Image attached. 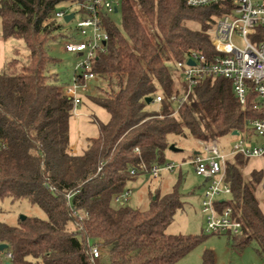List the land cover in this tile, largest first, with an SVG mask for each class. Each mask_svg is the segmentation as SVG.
Wrapping results in <instances>:
<instances>
[{
  "label": "trees",
  "instance_id": "16d2710c",
  "mask_svg": "<svg viewBox=\"0 0 264 264\" xmlns=\"http://www.w3.org/2000/svg\"><path fill=\"white\" fill-rule=\"evenodd\" d=\"M86 1L0 0L3 36L23 39L30 51L26 62L12 58L0 72V203L27 200L47 215L20 217L16 225L0 220V244H7L0 264H95L93 245L102 250L99 264H177L206 238L167 232L184 204L179 185L156 194L147 210L118 204L114 196L146 173L144 165L150 170L167 162L171 135L213 141L242 133L248 118H264V107L254 108L253 93L241 104L233 80L223 76L202 78L181 105L171 100L184 87L176 62L192 50L213 54L212 29L224 14L218 5L121 0L120 26L113 14H102L109 39L93 59V70L103 75L105 86L89 98L110 119L94 118L98 134L73 153L74 102L65 91L69 83H61L51 69L59 59L48 43L75 37L74 29L65 31L66 22L56 19L59 6ZM257 34L264 39V28ZM158 93L159 110L147 103ZM246 159L241 154L228 159L232 196L219 202L230 205L242 222L239 234L227 233L231 245L255 244L264 259V210L257 197L263 173L255 170L248 179ZM202 260L215 264L213 251L206 250Z\"/></svg>",
  "mask_w": 264,
  "mask_h": 264
},
{
  "label": "built area",
  "instance_id": "2783aa9c",
  "mask_svg": "<svg viewBox=\"0 0 264 264\" xmlns=\"http://www.w3.org/2000/svg\"><path fill=\"white\" fill-rule=\"evenodd\" d=\"M188 6L202 7L218 5L224 14L217 18L212 29L213 54L192 50L186 57L175 64L182 77L184 87L180 94H173L171 100L183 104L188 100L193 86L207 76H223L233 80L234 91L241 104H245L248 94L256 97L254 108L264 107V39L257 34V28H264L263 0H184ZM121 0H88L77 5L80 16L74 29V38L67 39L65 50L83 56V60L75 68L71 83L65 87L66 93L72 97L74 111L83 102L82 93L90 89L91 83L99 80L100 74L93 70V59L99 52L105 51L104 45L109 34L104 28L102 14H115L119 11ZM117 11V12H118ZM70 11L60 9L55 13L56 19L64 22ZM73 18V19H74ZM72 19V20H73ZM239 37L241 44L235 42ZM163 95L153 97V104L159 107ZM239 132V131H238ZM239 140L234 141L232 149L222 148L218 140H198L200 149L194 151L190 163L197 174L204 178L205 186L201 200V211L205 215L206 232L211 234H239L242 222L234 214L230 205L220 204V200H229L232 188L226 181L227 161L232 156L241 154L245 158L264 156V118L250 117L246 120L245 130L239 132ZM71 150V149H70ZM177 165L166 162L144 170L157 178L162 171H173ZM135 173V170L132 171ZM130 189L114 196L118 204L129 200ZM12 254L9 253L8 257ZM102 250L93 245L91 258L99 264ZM258 264V263H252Z\"/></svg>",
  "mask_w": 264,
  "mask_h": 264
},
{
  "label": "rangeland",
  "instance_id": "374dc122",
  "mask_svg": "<svg viewBox=\"0 0 264 264\" xmlns=\"http://www.w3.org/2000/svg\"><path fill=\"white\" fill-rule=\"evenodd\" d=\"M60 8L70 12L77 10V5L64 2ZM80 16L77 13L76 18L69 23H65L66 30L74 28ZM118 26L121 25V12L112 15ZM60 23H63L59 20ZM197 26L196 24H194ZM67 38L52 40L48 43L50 53L59 59L58 63L51 66L53 72L59 74L61 83H71L72 77L77 65L84 59L83 56L69 53L65 50ZM235 42L241 44L239 37H235ZM29 49L23 39L8 37L5 38L2 33V24L0 18V72L5 64L12 58H18L26 62L29 57ZM176 70V68L174 67ZM178 82L182 83V77L178 72ZM103 75L95 83H91L90 89L82 93L83 102L78 105L70 120L71 146H75L73 153L81 152L86 145V138L98 134V126L93 119L101 122H108L110 113L103 107L90 102V95H98L99 87L105 86ZM153 109L159 110L157 104L151 103ZM172 144L178 150L166 151V161L174 163L177 166L173 171H162L157 178L149 172L138 175L135 179L128 182L127 188L130 189V196L127 203L142 210L150 207L152 199L156 194L161 196L171 192L178 184L182 193L184 202L182 209L178 210L173 221L167 228L168 233L172 234H205V240L194 250L180 259L177 264H202L203 254L206 250H212L215 256V264H264L255 249V244L244 247L243 249L233 247L231 238L227 233L211 234L206 232L205 215L201 211V197L203 192L204 178L196 173L194 165L190 163L192 153L200 149V144L192 135L184 136L171 135ZM239 140V135L228 134L218 139L222 148L229 151L232 149L234 141ZM262 171L263 179L259 183L257 197L262 209L264 210V156L246 159L243 172L248 179H252L253 171ZM21 215L34 216L46 219L45 211L37 206L30 204L27 200L11 201L5 199L0 203V220L10 225H16ZM105 261V260H104ZM102 263V262H101Z\"/></svg>",
  "mask_w": 264,
  "mask_h": 264
},
{
  "label": "water",
  "instance_id": "95a60500",
  "mask_svg": "<svg viewBox=\"0 0 264 264\" xmlns=\"http://www.w3.org/2000/svg\"><path fill=\"white\" fill-rule=\"evenodd\" d=\"M117 11H118V10H115V12H117ZM74 16H75V15H74L73 12L67 14V15L65 16V18H64L65 22H66V23H69V22L74 18ZM147 103H149V104L153 103V98H152V97H148V98H147ZM238 134H239L238 130L234 131V135H238ZM170 149H171V150H178V148H176L174 144H171V145H170ZM154 198H155V197H154ZM26 217H27L26 215H21V219H25ZM6 248H7V244H6V243H2V244H0V251L5 250ZM7 264H10V262H8Z\"/></svg>",
  "mask_w": 264,
  "mask_h": 264
},
{
  "label": "crops",
  "instance_id": "0c3cea01",
  "mask_svg": "<svg viewBox=\"0 0 264 264\" xmlns=\"http://www.w3.org/2000/svg\"><path fill=\"white\" fill-rule=\"evenodd\" d=\"M71 149L73 150H76V148H75V146H71ZM196 151V150H195ZM76 153H77V151H76ZM193 153H194V151H193ZM193 153H192V155H193ZM204 186H205V182L203 183V188H204ZM203 191H204V189H203ZM202 196H203V192H202ZM201 200H202V197H201Z\"/></svg>",
  "mask_w": 264,
  "mask_h": 264
}]
</instances>
